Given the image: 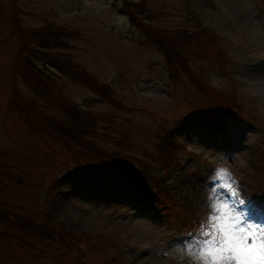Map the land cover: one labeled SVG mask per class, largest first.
Returning <instances> with one entry per match:
<instances>
[{
    "label": "rangeland",
    "instance_id": "374dc122",
    "mask_svg": "<svg viewBox=\"0 0 264 264\" xmlns=\"http://www.w3.org/2000/svg\"><path fill=\"white\" fill-rule=\"evenodd\" d=\"M146 1L159 13L155 25L190 28L191 10L200 21L193 30L211 35L215 61L199 60L201 87L181 71L179 77L171 74L162 54L129 21L123 0H0V149L11 153L8 163L26 172L23 185L8 182L0 188V199L42 221L44 188L64 178L63 185L56 184L67 192L62 222L76 226L86 249L52 252L51 246L39 243L37 248L47 255H31L30 248L0 242V264H50L53 257L55 264H171L165 253L198 235L197 215L206 224L205 214L211 211L207 178L220 164L230 167L242 196L254 201L241 210L264 223V0ZM16 21L25 28L53 22L73 31L67 52L108 83L122 104L115 107L65 77H54L53 87L66 100L98 113L101 124L110 116L114 130L128 132L136 154L154 152L164 129L177 133L182 149L164 177L167 189L178 195V207L170 214L149 204L133 180L114 166L76 169L68 149L35 135L11 109L13 88L34 97L15 72L22 47ZM217 47L225 57L222 65ZM227 75L236 79L234 84ZM234 89L241 91L238 97L249 118L226 116L222 99ZM186 210L190 221L180 226Z\"/></svg>",
    "mask_w": 264,
    "mask_h": 264
},
{
    "label": "trees",
    "instance_id": "16d2710c",
    "mask_svg": "<svg viewBox=\"0 0 264 264\" xmlns=\"http://www.w3.org/2000/svg\"><path fill=\"white\" fill-rule=\"evenodd\" d=\"M135 6L133 11L128 0H123L129 21L162 54L171 74L179 77L182 73L197 87H201L203 68L199 60L205 58L210 62L215 61L214 51L209 46L211 35L204 34L200 29L193 30L197 26L194 24L197 19L192 14L189 17L193 21L190 28L169 30L155 25L154 20L159 13L151 10L146 0H140ZM12 11L16 15L14 7ZM15 31L22 43L15 67L18 71L15 72L19 73L34 97L24 96L19 89L13 88L9 104L25 126L35 135L48 136L68 149L76 169L86 166L93 171L106 165L114 166L133 180L136 188L154 207L167 214L173 208L176 209V196L163 186L160 176L152 172L158 166L171 168L173 163L174 153L165 130L157 138L154 152L136 154L135 144L128 132L114 130L108 120L110 116L106 120L107 124H101L98 113L66 100L53 87L52 76L46 70L68 76L115 107L122 104L114 98V89L108 83L99 81L67 52L69 40L75 38L73 31L55 23L25 28L17 21ZM222 103L227 112L233 107L230 96L225 101L223 98ZM9 157L10 152L0 149V188L8 187V182L15 185H23L25 182L26 172L16 164L8 163L6 159ZM83 159L86 162H81ZM36 181L35 187L40 189L41 180ZM64 183V178L52 182L46 188L48 195L57 186L55 184ZM53 197H56V202L47 200L44 204L42 221L16 212L11 205L0 199V242L12 248H30L33 251L31 255L45 253L42 248H37L39 243L43 247L51 246L54 249L52 252L58 251V248L73 247L81 252L86 251L81 242L82 233L75 230L76 226H65L62 222L67 213L66 195L54 193ZM57 255L62 254L59 252ZM80 257L83 259L84 255ZM49 260L55 262L57 258Z\"/></svg>",
    "mask_w": 264,
    "mask_h": 264
},
{
    "label": "snow or ice",
    "instance_id": "6c2138e0",
    "mask_svg": "<svg viewBox=\"0 0 264 264\" xmlns=\"http://www.w3.org/2000/svg\"><path fill=\"white\" fill-rule=\"evenodd\" d=\"M234 183L237 182L234 180ZM226 195V194H225ZM231 208L221 222L201 224L198 235L185 241L194 249L202 250L210 264H222L221 254L232 264H264V223L241 209L254 201L237 194L230 198ZM254 225L258 227H248Z\"/></svg>",
    "mask_w": 264,
    "mask_h": 264
},
{
    "label": "clouds",
    "instance_id": "9594fccd",
    "mask_svg": "<svg viewBox=\"0 0 264 264\" xmlns=\"http://www.w3.org/2000/svg\"><path fill=\"white\" fill-rule=\"evenodd\" d=\"M234 174L226 164L218 165L212 174L208 176L207 182L211 184L206 188V204L211 210L208 215V222H221L225 213L231 208L230 198L237 194ZM226 194V195H225ZM248 227H258L248 225ZM171 264H210V261L202 250L194 249L190 245H176L165 253ZM222 264H232L227 255L221 254Z\"/></svg>",
    "mask_w": 264,
    "mask_h": 264
}]
</instances>
